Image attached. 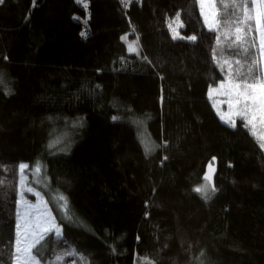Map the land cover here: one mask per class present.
I'll return each instance as SVG.
<instances>
[{"label": "trees", "instance_id": "obj_1", "mask_svg": "<svg viewBox=\"0 0 264 264\" xmlns=\"http://www.w3.org/2000/svg\"><path fill=\"white\" fill-rule=\"evenodd\" d=\"M213 4L209 29L198 0L0 3V264L37 162L68 201L64 217L46 194L61 233L33 249L40 264H264V124L251 109L223 122L209 96L263 82L264 13ZM214 158V190L195 192Z\"/></svg>", "mask_w": 264, "mask_h": 264}, {"label": "rangeland", "instance_id": "obj_2", "mask_svg": "<svg viewBox=\"0 0 264 264\" xmlns=\"http://www.w3.org/2000/svg\"><path fill=\"white\" fill-rule=\"evenodd\" d=\"M201 13L204 17L205 23L209 29L215 27V9L213 0H204L203 5L200 3ZM259 3V0H256ZM259 13H257V19L261 17L260 14L264 13V4H258ZM131 33L123 35L122 39L127 42L128 53H137L138 43L134 41ZM259 39L261 42L260 46V57L262 59V68L264 73V26H259ZM264 83V78L263 82ZM235 83L231 81H225L219 83L218 86L209 90V96L213 98L215 109L218 115L224 117L221 118L223 122L228 119L237 123V120L241 117L236 115L237 109L240 107L235 104V94L233 86ZM223 85V87H221ZM215 90V91H213ZM257 94V93H256ZM258 95V94H257ZM259 117V115L257 114ZM259 121V119L253 122ZM142 130L146 131V124L143 120L138 121ZM226 123V122H225ZM260 123V122H259ZM229 124V123H227ZM264 124V123H263ZM231 125V124H230ZM143 143L147 150L151 149V144L147 141L146 137L143 138ZM64 139L61 138L60 143L56 140L51 143L54 148L62 146ZM26 165V164H22ZM21 165V166H22ZM39 168V172L36 169ZM28 165L26 168L20 171V194H19V215L17 219V241L16 248L19 247L20 251H16L15 264H40L39 260L34 256L33 249L49 234L54 233L60 235L61 227L58 225L57 220L52 212L50 200L57 206L59 212L65 217L68 212V201L67 198L51 189L50 182L44 173L43 165L37 162L32 169L30 174L27 172ZM203 189L202 192L209 190V184L206 182L200 186ZM46 194L49 195L47 199ZM59 196L64 197V201L59 199ZM66 201L67 207L64 202ZM47 229V231H45ZM42 236V238H41ZM34 259H29V257ZM17 257L19 259H17Z\"/></svg>", "mask_w": 264, "mask_h": 264}, {"label": "snow or ice", "instance_id": "obj_3", "mask_svg": "<svg viewBox=\"0 0 264 264\" xmlns=\"http://www.w3.org/2000/svg\"><path fill=\"white\" fill-rule=\"evenodd\" d=\"M203 2L204 0H200V3L202 5H203ZM0 3H3V0H0ZM254 3H255V0H254ZM259 3L264 4V0H259ZM257 23L259 24L260 21L258 20ZM169 27L171 28L172 26L169 25ZM237 31H239V29H237ZM81 35L83 36L85 35V33L82 32ZM177 35H179V33H177ZM173 38H176V37L174 36ZM189 39L195 40L196 38L193 36V37H190ZM236 39H239V37H237ZM219 42H220L219 37H217V43L219 44ZM236 63L239 64V61L237 60ZM229 71H231V69H229ZM249 71H251V69H249ZM221 87H223V85H221ZM257 88L259 89L258 95L255 94V90ZM233 90L235 94V104L240 106L236 111V115L248 116L249 110L251 109V115L248 116L247 123L252 124V122L257 119H259L260 123H264V83H256V82L248 83L247 81L237 82L234 84ZM257 113H259V117L257 116ZM221 118L224 119V117H221ZM225 122L231 124V126L233 127L235 126V122L232 121L231 119H228ZM261 139H264V137H261ZM261 147H264V144H261ZM26 167L27 165H22L21 170H23ZM209 167L211 168L212 166L209 165ZM36 171L39 172V168H37ZM205 179L207 180L208 177L206 176ZM213 190H214V187H213ZM194 191L197 193H200L203 191V189L200 187H196ZM59 199L61 201H64L63 196H59ZM64 205L66 207V201L64 202ZM45 231H47V229H45ZM16 251L17 252L20 251L19 247L16 248ZM17 259L19 258L17 257ZM29 259H34V258L30 256ZM60 259H61L60 257H57L58 261Z\"/></svg>", "mask_w": 264, "mask_h": 264}, {"label": "water", "instance_id": "obj_4", "mask_svg": "<svg viewBox=\"0 0 264 264\" xmlns=\"http://www.w3.org/2000/svg\"><path fill=\"white\" fill-rule=\"evenodd\" d=\"M212 161L213 163L209 162L207 164L203 178L211 187H214L218 173V168H217V159L214 158ZM209 165H211L212 167L210 168ZM206 176L208 177L207 180L205 179Z\"/></svg>", "mask_w": 264, "mask_h": 264}]
</instances>
